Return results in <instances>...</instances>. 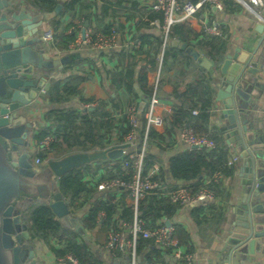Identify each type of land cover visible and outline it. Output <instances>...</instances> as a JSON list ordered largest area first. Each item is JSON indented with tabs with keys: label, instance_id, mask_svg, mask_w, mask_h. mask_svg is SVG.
<instances>
[{
	"label": "crops",
	"instance_id": "1",
	"mask_svg": "<svg viewBox=\"0 0 264 264\" xmlns=\"http://www.w3.org/2000/svg\"><path fill=\"white\" fill-rule=\"evenodd\" d=\"M11 1L15 4L14 7L16 9L25 7L26 11L31 12L32 14L40 13L33 5L28 3V1ZM120 2L121 3L118 4L117 0H85L81 5L75 7L72 13H68L58 18L57 20L60 22L58 25H56L55 22L49 21L43 23L40 28L41 34H44L48 30H52L55 32V36H57L79 22H81L84 27L91 29L92 32H100L103 30L104 26L112 23L118 31V46L112 49L110 54L106 52H74L72 44L68 45L66 49L60 50L54 46V42L53 45H46L43 43L44 50L51 59L57 60L69 57L70 61H72L67 65L56 68L53 74L40 73V76H45L46 81L42 89L46 91V94H39L36 99L37 108H26L22 111V114L26 117L27 121L31 122L33 125L31 132L27 136L29 141L27 152L30 155L33 168L39 169L40 172H44L47 169V165L44 163L40 165L34 164V160L38 154L37 135L40 134V132L46 131L49 127L47 121V115L49 112L64 109L80 110L82 106H86L79 101L78 97H72L69 100L64 101H50L48 95L53 85L57 84L59 87H62L64 84L77 83L79 84V90L83 99L95 97L105 102L112 101L117 105L125 106L126 100L130 98V95L125 92L124 88L117 87L116 83L118 82V77H113V74L116 75L119 72H122V69L126 66V63L123 65V60H121L119 55L122 53V49L119 45L125 39L130 38L131 33L135 36L151 35V33L158 35L157 32L147 26V23L144 22L142 18L147 14L149 19L152 15L155 18H159L157 17L159 14L148 12L150 0H120ZM231 4V8H224L223 12L217 13L214 16L209 15L207 24L210 25V21L215 20L218 22L220 28V36L210 37L218 38L220 42H224L226 54L234 48H239L241 52L254 54L253 62H256L257 64L262 63L261 67L264 71V40L261 41L260 35L256 33V24L253 19L240 6L233 3ZM199 19L200 17L198 16L197 19L195 18L186 23H182L187 26V33L185 35L186 42H182L172 36L169 40L167 62L163 69L159 90V105L155 110V115L166 120L180 105L179 99L172 95L174 90L178 93L183 92L187 86H194L196 83L208 86L212 93L210 94L211 109L206 124L207 132H215L219 139L224 142L227 148L228 160L233 156H236L238 161L233 167L234 170L232 175L230 177L222 176L219 182H217L218 197L217 200H215L214 211H205L199 215L197 212L193 211L194 206H189L178 209L171 219L163 220H166V222L170 221L173 225L181 227L186 235H188V244L194 256V264H225L223 260V249L225 247V231L223 229L224 220L243 200L242 176L244 173L242 175L239 173L242 162L240 151L235 146V141L232 140L233 136H230L231 131L228 128L229 123L223 117V104L225 100L218 98V92L223 90L221 75L215 70V68L210 71L204 70L186 53V51L181 50L176 46L177 43L186 44L187 50L193 49L197 51L200 54V58H206L214 64L212 60L203 56L201 51L194 47V43L205 36ZM66 34H69L68 31ZM145 47L146 46L144 45L143 51H145ZM204 52L213 54L215 51L209 52V49H205ZM135 54L134 60L132 61L134 63L136 62V67L133 69L134 75L131 79L133 81L134 91L142 98L144 95L140 91L139 83L137 82L138 72H140L141 68L146 70L148 87L153 79V73H151L152 71H149V68L145 65V54H141L140 51ZM258 82L264 86V72L259 74ZM261 95H264V90ZM190 100L189 93L186 98H183L182 103L185 102L189 104ZM192 101H196V99L193 98ZM140 104L141 101L137 109H139ZM111 105L112 104L109 103L106 110H108L112 116H116ZM94 106L95 103L91 105L90 109ZM263 108V100L260 98L253 100L247 109V112L250 113L249 126L251 129L259 128L258 124L255 123L253 119H256L257 116L261 115V110H263ZM155 130L158 133L163 132L162 127L155 128ZM251 131L248 132L254 135L256 134L255 131ZM162 147L164 150L160 151L158 147L151 146L148 149V153L155 155L159 160V163L163 166V171H166L164 179L165 183L186 186L187 184L183 181H178L176 183L172 181V178L168 174L167 162L170 158L188 151V147L180 142L177 136L176 138L167 137ZM54 154L51 151L49 156L53 157ZM70 154L73 153H68V155ZM51 160L57 159L51 158ZM87 166H89V170L85 175L91 176V181L87 184L90 195L83 198L78 206L72 208L69 206L72 218L77 220L80 225L92 205L97 200L103 199L102 197L104 196L99 187V181L105 176L104 166L100 165L98 162ZM96 177H98V180ZM114 195H116L115 197L117 201L123 197V202L126 205L130 204L129 200L123 193H115ZM41 204H45V199L36 197L22 198L15 204L14 214H17L20 216L21 220H23L22 213L26 209ZM206 204L207 203L198 204L195 206L203 207ZM109 227L104 226L103 222L101 223L99 220V223L93 230L87 231L86 235L89 239L87 243L91 246L93 254L100 259L102 264L124 263L126 262L124 257L112 258L104 249ZM26 232L29 235V240L24 244L34 250L37 263L44 264L45 262V264H58L48 247L38 240H32L28 230H26ZM155 248L157 250V247L154 246L150 251H147L149 257L155 264H177V262L167 254L157 255L153 250ZM238 261L240 264H264V255L257 254L254 256H246L244 259L239 258ZM140 263L142 262L140 261Z\"/></svg>",
	"mask_w": 264,
	"mask_h": 264
},
{
	"label": "water",
	"instance_id": "2",
	"mask_svg": "<svg viewBox=\"0 0 264 264\" xmlns=\"http://www.w3.org/2000/svg\"><path fill=\"white\" fill-rule=\"evenodd\" d=\"M14 6L11 0H0V264H38L34 250L24 244L29 235L20 216L14 214L15 204L25 197L45 199L57 221L88 242L87 231L72 218L69 201L58 191V179L86 165L118 160L129 145L49 160L44 172L33 168L27 152V136L33 125L22 111L37 108L36 99L46 81L40 73L53 74L56 68L72 60L69 57L51 59L40 40L42 24L53 20L60 6L47 14H32L25 7ZM255 31L263 41L264 24H256ZM176 46L204 70L215 68L222 78L223 90L218 92V98L225 100L223 117L240 151L239 173H244L243 200L224 220L223 260L225 264H240L239 258L264 255V108L253 119L257 129L250 128L247 112L253 100L262 98L264 104V95H261L264 86L258 82L259 74L264 72L262 63L253 62L254 54L234 48L215 65L200 58L197 51L187 50L186 44ZM146 101V97L141 98L139 115ZM251 130L256 134L248 132ZM140 261L137 258V263Z\"/></svg>",
	"mask_w": 264,
	"mask_h": 264
},
{
	"label": "trees",
	"instance_id": "3",
	"mask_svg": "<svg viewBox=\"0 0 264 264\" xmlns=\"http://www.w3.org/2000/svg\"><path fill=\"white\" fill-rule=\"evenodd\" d=\"M33 5L40 13H52L60 6L59 14L51 20L58 25L60 22L58 18L72 13L76 6L81 5L85 0H25ZM120 4V0H117ZM127 1V0H125ZM225 9H229L232 6L230 0H221ZM159 14V13H156ZM155 18L150 16L152 19H161V15ZM89 21V19L87 18ZM114 24H108L104 26L101 32L108 33L110 28ZM148 26V24H147ZM55 30V29H54ZM65 30L62 34L54 36V46L60 50L66 49L68 45H71L75 41V34H66ZM97 32L93 31V35ZM187 33V26L176 25L172 29V37L177 38L182 42H186L185 35ZM92 35V36H93ZM94 37V36H93ZM137 38L141 41L140 49L137 52L145 54L146 60L145 65L149 68V71H153L155 68L154 56L158 53L161 44L160 36L151 33V35H137ZM144 45L146 46L143 51ZM194 47L201 51V54L214 62L217 65L223 58L225 53V44L220 42L218 38L203 36L201 40L194 43ZM205 49H209V52L205 53ZM203 52V53H202ZM123 65L126 63L122 72L114 75L118 77L116 83L118 88H124L125 92L129 94L130 98L126 100L125 106L134 103L138 107L141 97L136 94L133 88L132 76L134 75L133 69L136 67L134 63V56H130L122 51L119 54ZM138 55V54H137ZM168 46L165 50L162 71L167 62ZM146 70L141 68L138 72L137 82L139 83V89L143 93L144 97L149 94L148 83L146 77ZM162 80V77H161ZM161 85V81H160ZM160 90V88H159ZM190 93L191 100L188 103H182L183 98H186ZM210 89L208 86L196 83L194 86H187L185 91L177 92L174 90L172 95L178 98L180 105L174 110L172 115L164 120L163 132L158 133L155 129H151L148 134V149L151 146H156L160 151L164 150L162 147L165 139L176 138L178 131L182 127H191L194 134L197 136H206L214 142L215 147L211 150H188L181 154H178L169 159L167 162V170L169 176L172 178L174 183L183 181L187 185L189 192L194 195L203 187L214 192L215 200H217V185L218 183L213 182V176L216 173L221 174L225 177H230L233 173L234 168L227 166L228 155L227 148L222 140L219 139L218 135L214 132H207L206 124L209 119V111L211 109L210 101ZM46 94V93H45ZM44 94V95H45ZM50 101H64L69 100L72 97H78L79 101L83 105L95 106L91 109H64L59 111L49 112L47 115L48 128L46 131L40 132L37 136V141H41L46 135H52L54 142L50 145L49 150L45 153H38L36 158L45 162L51 160V158L60 159L63 155L68 153L77 152H88L92 150H104L112 145H120L123 143L125 136L128 134L130 127L128 125V118L122 115L119 118L112 116L106 107L109 103L112 105L113 112L122 110L124 105H117L114 102H105L98 98L91 97L89 99H83L79 90V84H64L59 87L57 84L53 85L49 92ZM196 101H192V99ZM94 109V110H92ZM92 110V111H91ZM197 110V115H192L191 112ZM143 113L138 116L137 127H136V141H139L143 137L144 120ZM68 153H63L62 149ZM53 152L54 156H49ZM64 155V156H65ZM124 159V158H122ZM122 159L116 160L115 169L117 175L121 173ZM159 162L155 155H151L147 152V156L144 159V170L152 165L153 162ZM112 163L110 161L101 162L100 165H108ZM89 166H84L80 169L73 170L61 178L58 179V191L69 201L70 208L76 207L90 192L87 188V181H84L86 172L89 170ZM166 171H162V174L158 179L161 186L160 188L153 190L144 200L139 203L138 212L140 218L146 223L149 228L155 226L161 219H171L179 209L177 206L171 204L167 199L159 196L160 189L170 188L175 189L179 187L175 184L165 183ZM112 174H105L104 178L111 177ZM205 181L209 183L205 186ZM185 186V185H181ZM116 195L109 194L103 199L97 200L85 218L81 221V226L84 230H93L99 223L98 215L103 213L105 219L103 222L104 226L109 227L114 220V216L120 214L119 219L129 222L132 218V212L129 205L123 202V197L120 200L115 201ZM215 202L206 204L205 206H194L193 211L199 215L205 211H214ZM22 222L27 227L32 240H38L45 244L49 251L53 254L56 262L58 259H64L67 256H71L77 261V264H102L100 259L95 256L91 250V246L85 242L81 236L76 234L74 231H70L69 228L63 227L53 215L52 211L46 204L35 205L26 209L22 213ZM222 218V217H221ZM175 237L178 240L180 247L186 250L187 254H192L190 246L188 244V235L182 230L181 227L175 226ZM152 240L139 239L136 247V256L141 259V262L136 264H155L149 257L147 251H150L154 247ZM156 247V246H155ZM158 255H163L162 252L157 248L153 249ZM146 251V254H145ZM168 253V252H166ZM122 255L116 256L121 258ZM126 262L121 264H128ZM65 264H69L66 262ZM177 264H184L179 262Z\"/></svg>",
	"mask_w": 264,
	"mask_h": 264
},
{
	"label": "built area",
	"instance_id": "4",
	"mask_svg": "<svg viewBox=\"0 0 264 264\" xmlns=\"http://www.w3.org/2000/svg\"><path fill=\"white\" fill-rule=\"evenodd\" d=\"M233 4L240 6L255 22V24H264V0H230ZM224 11V6L221 0H150L148 12L159 13L161 19L148 18L145 15L142 20L146 22L150 29L157 32L161 39V44L158 53L154 56L155 68L153 79L148 87L149 94L146 97L147 101L144 108L143 120L144 130L141 140L136 141V127L138 119V109L134 103L126 105L122 110L116 111L115 118L122 115L127 116L130 130L125 136L122 144H128L129 148L123 150L121 173L117 175L115 161H110L104 166L105 174L110 173L113 176L102 178L99 181L100 190L104 196L109 194L123 193L129 200L132 218L129 222L120 220V214L114 216V220L108 229L104 249L109 256L115 258L118 255L126 257L128 264H136V247L139 239L152 240L154 245L173 258L177 263L194 264V256L187 254L186 250L179 246L178 240L175 237L174 225H166V220L161 219L155 226L149 228L146 223L140 218L138 212L139 203L144 200L153 190L160 188L159 178L163 171V166L159 162H153L152 165L144 170V159L148 152V134L151 129L163 128L164 120L155 115V110L159 105V88L161 81L162 63L165 50L169 45L172 29L174 26L186 23L192 19L200 17L199 22L202 25V30L205 35L220 36L219 24L215 20L207 24L208 17L214 16L217 13ZM69 34H75V41L72 44L74 52H106L110 54L112 49L118 46L117 29L112 26L108 33L97 32L93 37L91 29L84 27L79 22L71 26L68 30ZM55 32L52 30L46 31L40 35V40L46 45H53ZM141 41L131 33V37L120 43L119 47L122 51L130 56H134L140 49ZM41 94H45V90H41ZM91 105L82 106L84 109H89ZM198 111L193 110L192 115H197ZM177 138L184 143L189 150H211L215 147L213 141L206 136H197L194 134L191 127H182ZM54 142L52 135H46L37 143V152L45 153L49 150L50 145ZM118 146V145H112ZM119 160V159H118ZM238 158L233 156L228 160L227 166L232 168L237 163ZM43 162L37 158L34 160L35 165H40ZM98 176V175H97ZM222 178V175L216 173L213 176V182L217 183ZM98 180V177H96ZM85 181H91V176H86ZM209 181L205 182L206 186ZM162 198L167 199L171 204L179 209L198 204L215 202L214 192L207 187H203L196 194L192 195L186 186H179L175 189L164 188L160 189ZM117 201V199H115ZM98 219L104 221L105 215L99 213ZM168 252V253H166ZM77 264V261L71 256L64 259H58L57 263Z\"/></svg>",
	"mask_w": 264,
	"mask_h": 264
},
{
	"label": "rangeland",
	"instance_id": "5",
	"mask_svg": "<svg viewBox=\"0 0 264 264\" xmlns=\"http://www.w3.org/2000/svg\"><path fill=\"white\" fill-rule=\"evenodd\" d=\"M61 149H62V148H61ZM92 151H101V150H92ZM62 152H63V153H68V152H66V151L63 150V149H62ZM88 152H91V151H88ZM64 155H65V154H64ZM64 155H63V157H64ZM67 155H68V154H67ZM67 155H65V156H67ZM57 160H58V159H57ZM48 161H49V160H48ZM48 161H45V162H43V163H44L45 165H47V162H48ZM58 264H59V263H58Z\"/></svg>",
	"mask_w": 264,
	"mask_h": 264
}]
</instances>
